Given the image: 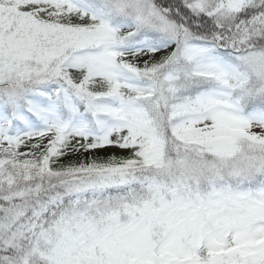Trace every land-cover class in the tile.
<instances>
[{
  "label": "snow or ice",
  "instance_id": "6c2138e0",
  "mask_svg": "<svg viewBox=\"0 0 264 264\" xmlns=\"http://www.w3.org/2000/svg\"><path fill=\"white\" fill-rule=\"evenodd\" d=\"M0 264H264V0H0Z\"/></svg>",
  "mask_w": 264,
  "mask_h": 264
}]
</instances>
